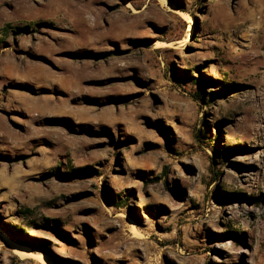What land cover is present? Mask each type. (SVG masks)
Segmentation results:
<instances>
[{
	"label": "rangeland",
	"instance_id": "rangeland-1",
	"mask_svg": "<svg viewBox=\"0 0 264 264\" xmlns=\"http://www.w3.org/2000/svg\"><path fill=\"white\" fill-rule=\"evenodd\" d=\"M44 255L264 264V0H0V264Z\"/></svg>",
	"mask_w": 264,
	"mask_h": 264
},
{
	"label": "bare ground",
	"instance_id": "bare-ground-1",
	"mask_svg": "<svg viewBox=\"0 0 264 264\" xmlns=\"http://www.w3.org/2000/svg\"><path fill=\"white\" fill-rule=\"evenodd\" d=\"M133 10H134V8H133ZM194 30H195V24H194V22H192L191 26H190V31L188 32V35H187L186 40H185L186 44L191 43V41L193 39ZM43 77L40 76V78L38 77L37 79L42 80ZM2 238L5 240V242L8 243L10 250L16 256H18L20 259L25 260V259H31L32 258L33 253L29 247H27L26 245H21V244L15 242L14 240L10 239L6 234H2ZM42 260L44 261L45 264H55L53 262V260L47 255L42 256Z\"/></svg>",
	"mask_w": 264,
	"mask_h": 264
},
{
	"label": "trees",
	"instance_id": "trees-1",
	"mask_svg": "<svg viewBox=\"0 0 264 264\" xmlns=\"http://www.w3.org/2000/svg\"><path fill=\"white\" fill-rule=\"evenodd\" d=\"M200 95V94H199Z\"/></svg>",
	"mask_w": 264,
	"mask_h": 264
}]
</instances>
